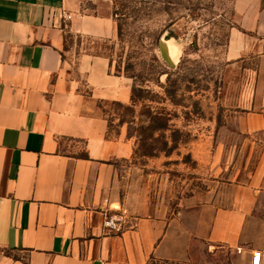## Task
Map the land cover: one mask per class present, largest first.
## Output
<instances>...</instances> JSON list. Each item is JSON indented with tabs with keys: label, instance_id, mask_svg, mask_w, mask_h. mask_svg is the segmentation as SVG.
<instances>
[{
	"label": "crops",
	"instance_id": "1",
	"mask_svg": "<svg viewBox=\"0 0 264 264\" xmlns=\"http://www.w3.org/2000/svg\"><path fill=\"white\" fill-rule=\"evenodd\" d=\"M235 10L230 58L256 59L235 105L243 166L226 165L218 141L196 192L195 170L173 155L136 165L135 140L125 125L113 134L101 106L129 104L131 80L108 56L68 46L69 35L115 36L108 2L0 0V264L183 261L195 240L240 248L246 264L264 250V0ZM120 209L133 218L108 232L105 213Z\"/></svg>",
	"mask_w": 264,
	"mask_h": 264
},
{
	"label": "rangeland",
	"instance_id": "2",
	"mask_svg": "<svg viewBox=\"0 0 264 264\" xmlns=\"http://www.w3.org/2000/svg\"><path fill=\"white\" fill-rule=\"evenodd\" d=\"M108 2L116 21L114 37L68 36V46L79 52L106 55L112 60V70L129 78L135 88V103L130 109L114 102L102 104L104 114L112 120L111 132L118 134L122 126L127 136L135 140L138 154L136 165L161 154L173 155L177 165L193 168L196 192L206 190L203 180L208 165L205 150L211 160L218 150V141L225 149L226 165L243 166L239 154L242 136L236 127V101L239 96L244 65L248 62L230 58L231 31L238 28L236 0H99ZM95 8L91 1L86 3ZM94 11V10H93ZM168 37V38H166ZM168 47L175 65L162 56L161 42ZM170 74V75H168ZM168 90L173 94L170 96ZM169 118L171 127L165 131L169 151L146 157L141 154L137 134L140 122L150 113ZM121 120L129 122L120 124ZM146 124V123H145ZM209 141L203 145V140ZM153 144L148 140L147 144ZM161 147L160 143L156 144ZM253 161L247 171L253 169ZM169 162V161H168ZM178 167V166H177ZM179 184H185V171H178ZM182 173V174H181ZM184 173V175H183ZM206 174V171H205ZM213 177V176H212ZM246 178L247 175H242ZM213 184V183H212ZM122 185V184H121ZM125 188L120 192L123 197ZM155 192L152 190V199ZM128 220L132 215L125 210ZM147 264H246L241 251L223 244L195 240L189 259L175 261L153 257Z\"/></svg>",
	"mask_w": 264,
	"mask_h": 264
},
{
	"label": "trees",
	"instance_id": "3",
	"mask_svg": "<svg viewBox=\"0 0 264 264\" xmlns=\"http://www.w3.org/2000/svg\"><path fill=\"white\" fill-rule=\"evenodd\" d=\"M168 38V37H166ZM111 60V59H110ZM112 65V60H111ZM170 75V74H168ZM169 95L171 96L173 93L168 90ZM136 101L135 99V88L132 87V98H131V104H134ZM114 103L125 106V104L114 101ZM127 109H130V105L125 106ZM158 113H150L148 115V119L146 122L141 121L140 122V130L137 134L138 142L140 145V148H142L141 154L146 157H152L160 154V151H169L172 149V146H169V139L167 138L165 131L171 127V124L169 123V118H163L161 115H157ZM129 122L127 120H121L120 124L123 125L124 123ZM146 123V124H145ZM112 127V120L109 119V129L111 131ZM128 137H130V133H128ZM148 140H151L153 144H147ZM160 143L162 146L157 147L156 144ZM138 149L135 148L134 156L138 154ZM153 258V257H152Z\"/></svg>",
	"mask_w": 264,
	"mask_h": 264
},
{
	"label": "built area",
	"instance_id": "4",
	"mask_svg": "<svg viewBox=\"0 0 264 264\" xmlns=\"http://www.w3.org/2000/svg\"><path fill=\"white\" fill-rule=\"evenodd\" d=\"M66 15V18H70ZM128 219L123 213L107 211L104 215L103 225L108 232H120L128 226ZM239 251L240 248H237ZM251 264H264V250L253 252Z\"/></svg>",
	"mask_w": 264,
	"mask_h": 264
},
{
	"label": "water",
	"instance_id": "5",
	"mask_svg": "<svg viewBox=\"0 0 264 264\" xmlns=\"http://www.w3.org/2000/svg\"><path fill=\"white\" fill-rule=\"evenodd\" d=\"M160 49L162 52V56L163 58L166 60V62L171 65L174 66L175 65V61L174 59L170 56V53L168 51V47L164 44V42L162 41L160 44Z\"/></svg>",
	"mask_w": 264,
	"mask_h": 264
}]
</instances>
